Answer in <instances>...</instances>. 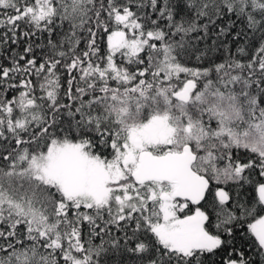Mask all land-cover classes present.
Returning a JSON list of instances; mask_svg holds the SVG:
<instances>
[{
	"label": "snow or ice",
	"instance_id": "6c2138e0",
	"mask_svg": "<svg viewBox=\"0 0 264 264\" xmlns=\"http://www.w3.org/2000/svg\"><path fill=\"white\" fill-rule=\"evenodd\" d=\"M241 231L264 254V0H0V264H214Z\"/></svg>",
	"mask_w": 264,
	"mask_h": 264
},
{
	"label": "trees",
	"instance_id": "16d2710c",
	"mask_svg": "<svg viewBox=\"0 0 264 264\" xmlns=\"http://www.w3.org/2000/svg\"><path fill=\"white\" fill-rule=\"evenodd\" d=\"M232 51L235 53V46H233ZM253 239L254 238H250L249 235L245 234L244 231L238 232L236 238L232 241V246L228 247L226 250L222 249L218 251L216 255L212 257L214 264H225L229 253L232 254L233 258H239L240 254L243 253L244 258L250 259L252 264H264V254L259 253V251L255 249L252 243Z\"/></svg>",
	"mask_w": 264,
	"mask_h": 264
}]
</instances>
